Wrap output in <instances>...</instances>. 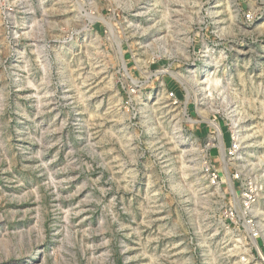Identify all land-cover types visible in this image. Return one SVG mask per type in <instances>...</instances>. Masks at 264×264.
<instances>
[{
    "label": "rangeland",
    "instance_id": "obj_1",
    "mask_svg": "<svg viewBox=\"0 0 264 264\" xmlns=\"http://www.w3.org/2000/svg\"><path fill=\"white\" fill-rule=\"evenodd\" d=\"M0 264H264V0H0Z\"/></svg>",
    "mask_w": 264,
    "mask_h": 264
},
{
    "label": "built area",
    "instance_id": "obj_2",
    "mask_svg": "<svg viewBox=\"0 0 264 264\" xmlns=\"http://www.w3.org/2000/svg\"><path fill=\"white\" fill-rule=\"evenodd\" d=\"M248 17H249V16H248ZM235 150H236V148H235ZM235 150H234V151H235ZM231 153H233V151H232Z\"/></svg>",
    "mask_w": 264,
    "mask_h": 264
}]
</instances>
